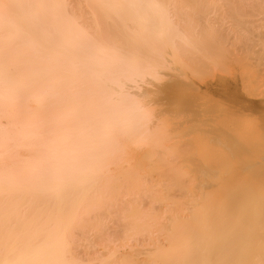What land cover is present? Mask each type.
<instances>
[{"label": "bare ground", "instance_id": "6f19581e", "mask_svg": "<svg viewBox=\"0 0 264 264\" xmlns=\"http://www.w3.org/2000/svg\"><path fill=\"white\" fill-rule=\"evenodd\" d=\"M245 1L0 0V264H264Z\"/></svg>", "mask_w": 264, "mask_h": 264}, {"label": "rangeland", "instance_id": "374dc122", "mask_svg": "<svg viewBox=\"0 0 264 264\" xmlns=\"http://www.w3.org/2000/svg\"><path fill=\"white\" fill-rule=\"evenodd\" d=\"M253 2V1H251V0H247V1H245V6H247L248 7V5L249 4H251V3ZM257 2H259L258 4H257ZM257 2H256V4L257 5H261V4H263V3H261V0H257ZM264 6V5H263ZM246 15L245 16H243V18L244 19H242V20H245L246 21V23L244 24V26L247 24V26L246 27H248L249 26V28H246V30H248V32L250 33L252 30V32L250 33V35H249V37H248V35H247V32H245L244 31V33H243V31H240L241 33H239V34H243V39L244 40H242V42H243V44L241 43V41H240V38L242 37V35H239L238 33H234V31L232 32V34H231V32L229 33V30L230 29H228V27H226V26H228L226 23H224L222 26H221V32H223V30H224V33H225V38H227V42L229 41V37H234V38H232V44H234V41H235V36L236 37H238V43H237V46L235 47L234 46V48L235 49H237V47H239L238 49H239V51L241 50V48H243L242 49V51H241V53L243 52L244 53V51H245V49L246 48H248V46L250 47L249 48V51H252L251 53H252V55H250L251 53L249 52V55L250 56H252V57H249L250 59L248 60V62H250V60L252 59V61L255 63V60L257 59L258 60V58H256L257 57V54L259 53H263V52H260V51H262V46H260V41H262V40H264V14H262V13H258V10L255 12H252L251 11V9L249 8V9H246ZM217 18V17H213V15H210L209 16V19L210 18ZM212 18H211V21H215V19H213L212 20ZM218 19V18H217ZM210 21V20H209ZM244 21V22H245ZM248 22V23H247ZM224 25H226V26H224ZM244 26H243V29H245L244 28ZM253 26H254V29H253ZM226 27V28H225ZM252 27V28H251ZM225 28V29H224ZM226 29H227V32H225L226 31ZM224 33H222V35L224 34ZM234 34V35H233ZM235 34H238V35H235ZM229 35V36H228ZM231 35V36H230ZM247 35V36H246ZM245 37L246 38H248V40L246 39V42L244 43V41H245ZM259 37H261V38H259ZM262 37H263V39H262ZM259 38V39H258ZM234 39V40H233ZM257 40H259V42L257 41ZM240 42V43H239ZM231 44V42L228 44H226V45H230ZM240 44V45H239ZM243 45V47H242V45ZM246 44V45H245ZM251 44H254V45H252V46H254L253 48H252V46H251ZM239 45V46H238ZM244 46H245V48H244ZM231 48V46H227V48H228V50H230V48ZM255 48V50L258 52H256L255 50H252V49H254ZM260 48H261V50H260ZM260 50V51H259ZM238 51V50H237ZM254 51V52H253ZM256 52V54H254ZM230 55V54H229ZM228 55V59H225V61H224V64H222V65H219L220 66V69L217 67V68H215V71H211V72H214V73H212V74H207L206 75V77H205V79L203 80V81H201V82H199L200 83V85L201 86H207L208 88H209V90H211V91H219L220 89H222L223 88V86H230L231 85V87L233 88V86H234V83H235V80L237 81V83L239 84L238 85V89H236V90H231L232 91V93L230 94V95H228V96H226V97H224V98H220L219 100H218V103L222 106V108H226L227 106H229V107H231V105H232V102L234 101V98H233V93H236L237 92V94L239 95V96H241V98H242V100H244L245 102H246V100L248 101H252L253 103H255L254 104V109H252V110H244V109H240V110H233L232 111V118H234L236 121H238L239 123H241V122H243V121H249V120H253V121H255V122H260V120H263V117H264V95H263V93H262V90H264V87L261 85V88H259V89H257V90H254V91H251L250 93L248 92V93H246L243 89H241V88H243V84H241V85H243L242 87H241V85H240V77H239V75H240V67L237 65V64H235L234 62H235V60L236 59H234L233 57L231 58V55L229 56ZM234 56V55H233ZM254 56H255V58H254ZM263 56H264V53H263ZM231 58V59H230ZM264 59V58H263ZM227 60V61H226ZM256 60V61H257ZM251 61V62H252ZM227 62V63H226ZM250 62V63H251ZM251 63L252 65L254 64V63ZM233 63V64H232ZM231 65H233V66H231ZM257 70L258 69H260L261 71H263V69H264V60H258L257 62H256V65L254 64L253 65ZM258 66V67H257ZM225 67V68H224ZM223 68V69H222ZM226 69V70H225ZM228 69H229V72H227L228 71ZM239 69V70H238ZM218 71V72H217ZM226 71V72H225ZM259 71V70H258ZM220 72H222V74L220 73ZM223 72H225V74H229V75H223ZM237 73H239V74H237ZM212 75V76H211ZM220 75V76H219ZM237 75V76H236ZM222 76V77H221ZM219 77V78H218ZM213 78H214V80H213ZM238 78V79H237ZM225 82H224V81ZM227 80V81H226ZM199 83H197V84H199ZM242 83V82H241ZM239 86L241 87L240 88V90H239ZM218 88V89H217ZM239 90V91H238ZM177 104H178V102H173L171 105H169V106H171V107H175V106H177ZM207 106V112H208V114L206 115V116H209V115H211V113L214 111V108H215V104L214 105H211V104H209V105H206ZM187 108H189V106L188 105H186L185 107H183V109H187ZM199 116V115H198ZM199 118V117H198Z\"/></svg>", "mask_w": 264, "mask_h": 264}]
</instances>
